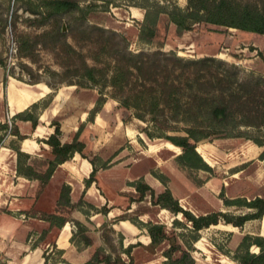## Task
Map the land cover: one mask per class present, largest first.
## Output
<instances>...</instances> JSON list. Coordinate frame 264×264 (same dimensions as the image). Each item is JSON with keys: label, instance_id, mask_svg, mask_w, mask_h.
I'll return each instance as SVG.
<instances>
[{"label": "rangeland", "instance_id": "1", "mask_svg": "<svg viewBox=\"0 0 264 264\" xmlns=\"http://www.w3.org/2000/svg\"><path fill=\"white\" fill-rule=\"evenodd\" d=\"M44 1L0 0V57L19 80L40 79L47 86V82L55 86L48 87L52 93L60 90L63 96L69 95L57 121L86 112L80 138L86 144L84 155L95 159L98 172L89 185L91 190L82 177L68 175L67 178L59 174L58 179L67 178L65 184L71 186V203L60 204L55 202L59 193L57 180L44 190L40 201L33 202L36 179L18 175L11 160L1 166L0 190L4 191L2 198L6 201L1 205L6 208L0 207V264H18L35 245L49 240L52 232L39 219L50 222L48 216L53 214L58 217L56 227H61L62 222L74 227L73 239L80 248L86 244L87 235L93 236L101 243V255L112 256V261L120 259V264H173L165 255L171 247L170 240L154 250L145 246V241L151 242L148 228L152 223L165 225L168 234L175 236L182 248L191 251L196 264H239L234 259L237 249L246 235H258L262 216L239 227L221 215L218 224L198 230L183 213L164 208L157 203V198L170 189L181 206L196 216L218 212L237 219L240 215L256 213V208L245 204L256 197L264 198V145L256 157L252 150L259 145L257 141H264V126H242L227 130L220 137L202 139L197 143L201 158L186 164L184 149L166 136L187 135L192 124L173 120L170 113L158 116L156 121L150 114L142 120L136 116L142 111L127 110L122 101L130 91L120 92L111 83L115 66L112 34L102 35L88 25L127 36L126 44L136 53L161 49L187 59L215 55L237 65L243 77H264V34L202 22L195 24L194 30L177 36V26L165 10L176 5L187 9L188 0H77L80 9L65 14L52 12ZM234 1L242 7L264 8V0ZM150 24L161 28L167 42L142 37ZM58 25L63 26L76 52L57 42ZM70 25L75 26L73 32ZM84 59L99 69L95 80L86 75ZM51 100V95H47L33 107L32 113L39 115ZM97 112L102 119L92 121ZM205 124L210 123L207 120ZM65 127L69 128L67 136L70 137L71 121ZM148 131L154 134L153 138ZM3 134L4 131L0 132V137ZM30 137L37 139L38 136ZM5 142L7 146L19 147L15 137ZM50 156L51 153L23 157L22 166L28 172L44 175ZM77 181L85 188L77 186L72 202L71 183L76 185ZM138 181L150 185L155 195L148 191L141 198L134 186ZM227 199L232 201L227 203ZM33 203L49 212L18 208H29ZM104 217H108L105 222ZM123 219L136 226V232L127 236L134 242L131 255L124 249L126 237L121 229L113 227ZM250 249L260 253L255 244ZM54 251L53 262H60V251L56 248Z\"/></svg>", "mask_w": 264, "mask_h": 264}, {"label": "trees", "instance_id": "2", "mask_svg": "<svg viewBox=\"0 0 264 264\" xmlns=\"http://www.w3.org/2000/svg\"><path fill=\"white\" fill-rule=\"evenodd\" d=\"M188 2L187 9L176 5L170 10H165L170 15L171 21L177 26V36H181L183 31L194 30L195 24L202 22L237 27L264 34V8H251L249 5L242 7L234 0H188ZM44 4L57 14L80 9L77 0H45ZM69 27L72 32L75 30V26L70 25ZM88 28L99 31L102 35L112 34V56L115 66L112 71L111 83L120 92L130 91V94L122 101V105L127 110L133 108L138 112L142 111V113H136V116L142 120H146L148 114L152 116L153 121H156L158 116L170 113L173 120L192 124L187 129V135L166 136L184 149L183 156L186 164H192L193 159L201 158L197 151V143L202 139L220 137L226 135L227 130L242 126H264V77L256 75L243 77L241 69L237 65L230 64L215 55L187 59L161 49L136 53L130 50L126 44L127 36L100 26L88 25ZM55 35L59 44L76 52V49L68 41V35L63 32L62 25H58V28L55 29ZM142 37L148 41L161 38L167 42V35L157 24L147 25ZM0 66L8 71V75L17 78L1 57ZM84 68L86 75L91 80H95L96 72L99 69L89 65L85 59ZM7 81L6 76L5 84ZM41 82L43 80L40 79L27 81L33 85ZM47 84L51 88H55L52 83L47 82ZM50 95L53 98L54 93ZM0 109L7 112V120H0V132L4 131L0 137V147L10 134L17 136L18 140L28 137L21 132L19 121H31L32 129L40 124L39 117L32 113V109L19 112L12 118L8 115L5 101L0 100ZM207 120L209 125L205 124ZM52 125L55 127V131L45 140L52 150L44 175L24 170L22 159L23 157L31 158V155L23 152L20 147L12 146L18 155V173L30 179L39 180L40 191L48 184L54 171L61 163L70 160L76 152H80L86 157L84 155L86 144L80 140L81 131L76 133L72 142H64L62 141L63 132L60 121L55 118ZM148 135L150 138L154 137V134L149 131ZM257 143L261 146L264 145V141H257ZM91 161L94 170L90 178L86 180L87 186L95 180L98 171L95 159H91ZM134 186L141 193V198H144L148 191L152 196L155 195L154 189L144 181L135 182ZM62 189L60 204H70L71 186L65 184ZM231 201L226 200L227 203ZM157 203L176 213H183L198 230L218 224L221 215L227 222L236 226H243L248 220L264 215L263 197H256L245 204L248 207L256 208V213L240 215L237 219L226 213L218 212L196 216L181 206L170 189L158 195ZM48 218L53 224L58 220L57 215L54 214ZM148 231L151 242L145 246L154 250L164 241L170 240L171 247L165 252V255L173 260V264H196V259L191 251L182 248L177 238L168 234L165 225L152 223L149 225ZM85 243L94 247L96 240L87 235ZM254 244L260 248V253L251 252L250 248ZM133 247L134 245H130L126 249L129 255H131ZM100 248L95 246L91 259L84 264L122 263L120 259L112 261V256L101 255ZM177 251L180 253L175 258ZM236 253L234 259L239 264H264V235L256 237L251 234L246 235Z\"/></svg>", "mask_w": 264, "mask_h": 264}, {"label": "crops", "instance_id": "3", "mask_svg": "<svg viewBox=\"0 0 264 264\" xmlns=\"http://www.w3.org/2000/svg\"><path fill=\"white\" fill-rule=\"evenodd\" d=\"M6 76L8 78L7 84H5L4 82ZM48 87L49 86H47L42 82L33 85L24 82L22 80H19L18 78L10 74L8 75V71L4 67L0 66V100L6 102L7 111L10 118L15 116L17 113L25 111L27 109L33 110V107L35 105H37L40 101H42L47 95L52 94L53 91H50ZM67 96L69 97V95L63 96L62 94H60V90H56L51 102L47 106H45V108L42 110V112L39 115H37L40 119V124L35 129H32L31 121L18 122L20 124L21 132L28 136L23 140H18L19 147L23 152L30 154L31 158L35 157V155H42V154L48 155L51 152L52 148L48 143L45 142V140L48 139L49 136L55 131V127L52 125V121L55 118L62 116L61 114L64 111V108L66 107L67 104L66 101V98H68ZM114 106L115 105H112V108H114ZM85 113L86 112L83 110L79 114L72 115L66 120H63V118L60 119L61 129L63 132L62 141L72 142L74 140L76 133L81 130L80 127L82 123H84L86 120ZM99 113L100 112L94 114V118L92 121H94L95 119L97 122V120H99L100 118L102 119V117H99L100 115ZM0 120L1 121L7 120V112L2 109H0ZM70 121H71L72 133H70L71 136L68 137L67 135H69L68 134L69 132L67 131L69 130V128H66L65 126L66 123ZM32 135L38 136L37 139L30 137ZM80 136H81V132H80ZM10 137L17 138V136L10 134L5 141H7V139H9ZM80 140L84 142L83 138L82 139L80 138ZM252 150L254 154L253 156L255 157L260 155L261 152L263 151L262 146L259 145H257L256 148H253ZM41 151L42 154L40 153ZM9 160H11V162L14 163V167L18 168L17 152L14 150V148L11 147V145L7 146L5 142L0 147V168L1 166L3 167V165H6L5 163H7V161ZM93 170H94V165L91 159L83 156L80 152H76L75 155L70 160L61 163L56 168L48 184L44 187L42 191H40L39 189L40 182L36 180L37 181L36 192L34 195H32L34 198L33 202L40 201L44 190L50 188L51 184L55 183L56 182L55 180H57L56 184L59 186V193L55 198V202L58 201L59 203L61 198L62 188L65 185L66 181L68 182L67 179L68 175L77 178L82 177L86 181L88 178H90ZM16 171H17L16 173H18V169H16ZM61 173H63L67 177L62 181L58 179V175ZM18 175L20 174L18 173ZM33 185L34 184H31V186ZM71 185L73 186L72 202H74L75 200L74 192L77 189V186H81L82 190L85 187L84 185L82 187V183L78 181L76 182V185L72 183ZM89 190H91V187L89 188ZM3 195H4V191L0 190V207L6 208L1 205L2 204L1 202H6L2 198ZM20 196L22 197L23 195ZM18 208L24 211L35 208L38 212H46V211L49 212V210L43 208L42 206L37 207L36 203L35 204L33 203V206L29 208L23 209L20 206ZM107 218L108 217H104L103 222H105ZM263 220H264V215L261 218L260 231L258 235H264ZM39 221L46 223L44 227L47 230L49 229L51 230L50 232L52 233H50L49 240H47L43 245L41 244L35 245L29 252L24 254L23 258L19 260L20 262L18 264H84L91 259L92 251L94 250V247L101 246L99 239L97 240L94 237V239L96 240V245L94 247L84 244V246L80 248V246H78L75 243V240L73 239L74 227L70 225L68 222H64V224L60 225L61 227H56V224H53L52 221L48 222L43 219H39ZM243 226H239V227H243ZM113 227L114 229L115 228L121 229L122 234L126 237L125 239L126 243H124L125 246L124 249H127L130 245L134 244V242L128 240L127 237L128 235L132 236L136 232L135 231L136 226L134 224H132L127 219H123L118 223L114 224ZM0 228H2V224H0ZM52 244L54 245V247L49 248ZM146 244L148 245L150 243H147V241H145V245ZM54 248H56L57 251H60V259H61L60 262H53L54 258L52 256V253L53 255L55 254Z\"/></svg>", "mask_w": 264, "mask_h": 264}]
</instances>
